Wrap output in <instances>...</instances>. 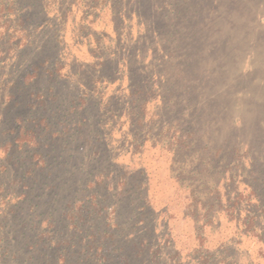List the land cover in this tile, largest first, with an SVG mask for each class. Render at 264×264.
<instances>
[{"label": "rangeland", "instance_id": "rangeland-1", "mask_svg": "<svg viewBox=\"0 0 264 264\" xmlns=\"http://www.w3.org/2000/svg\"><path fill=\"white\" fill-rule=\"evenodd\" d=\"M155 227L264 264V0H0V264H149Z\"/></svg>", "mask_w": 264, "mask_h": 264}, {"label": "trees", "instance_id": "trees-1", "mask_svg": "<svg viewBox=\"0 0 264 264\" xmlns=\"http://www.w3.org/2000/svg\"><path fill=\"white\" fill-rule=\"evenodd\" d=\"M144 210L145 209H141V211H144ZM159 219H160V216H159ZM145 222H146V220L143 219L142 217H140V219L136 223V225L140 226V225L144 224ZM157 238H158V236H157V227L152 229L149 237L139 238L138 249H137L136 254H137L138 258L140 259V261H141V258L143 256H145V259H147V263H149V264H157V263H155L154 260L157 257V254L159 252V248L158 249L153 248V247L151 248L152 243L155 244V243L158 242ZM166 238L168 240V237H166ZM148 239L153 240L152 243H150L148 241ZM35 247H37V246H35ZM13 259L14 260L16 259L15 256H14ZM139 264H142V263H139Z\"/></svg>", "mask_w": 264, "mask_h": 264}]
</instances>
